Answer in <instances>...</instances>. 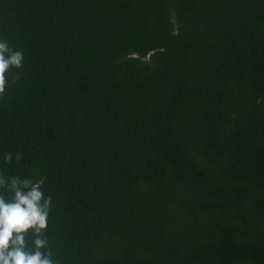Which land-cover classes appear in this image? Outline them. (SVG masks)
<instances>
[{"label":"trees","instance_id":"1","mask_svg":"<svg viewBox=\"0 0 264 264\" xmlns=\"http://www.w3.org/2000/svg\"><path fill=\"white\" fill-rule=\"evenodd\" d=\"M0 38L58 264H264V0H0Z\"/></svg>","mask_w":264,"mask_h":264},{"label":"clouds","instance_id":"2","mask_svg":"<svg viewBox=\"0 0 264 264\" xmlns=\"http://www.w3.org/2000/svg\"><path fill=\"white\" fill-rule=\"evenodd\" d=\"M23 63V52L0 38V97L6 92L10 74ZM12 79H20L19 71ZM21 158V154L15 155L16 161ZM3 161L11 164L13 154L4 153ZM43 183V178L0 175V264H58L45 235L52 197L45 195Z\"/></svg>","mask_w":264,"mask_h":264}]
</instances>
